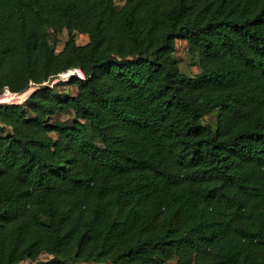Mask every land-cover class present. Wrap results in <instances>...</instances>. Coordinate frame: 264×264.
I'll use <instances>...</instances> for the list:
<instances>
[{
  "label": "trees",
  "instance_id": "obj_1",
  "mask_svg": "<svg viewBox=\"0 0 264 264\" xmlns=\"http://www.w3.org/2000/svg\"><path fill=\"white\" fill-rule=\"evenodd\" d=\"M6 88L0 264H264V0H0Z\"/></svg>",
  "mask_w": 264,
  "mask_h": 264
},
{
  "label": "rangeland",
  "instance_id": "obj_2",
  "mask_svg": "<svg viewBox=\"0 0 264 264\" xmlns=\"http://www.w3.org/2000/svg\"><path fill=\"white\" fill-rule=\"evenodd\" d=\"M124 3H125V0H116V4H117L119 9H121L124 6ZM66 40H67V34L66 33L64 34V36H60V37H56V39L55 38L52 39L53 43L56 42L57 52H60L63 49L64 43ZM85 40L86 39L84 36H80V38L78 39V44L84 45ZM177 57L180 60V66H181V70L183 73H185L186 75H188L190 77H195L198 74H200L201 69H200L198 61L191 58V56L189 55V52H188L187 44L182 42V41L177 42ZM71 82L72 81H70L66 85H62V83H59V85H60L58 88L59 91H62L64 93H67L70 95H76L77 94V86L72 85ZM7 91L10 92V90L8 88L4 89V91L2 93H0V95L5 94ZM33 91L34 90L31 89L23 95H16L15 94L14 97H12V99L10 101H7L3 104H16V103L22 104L25 102L28 95H30ZM60 119H62L63 121H68V123H70V124H72L75 120V118L72 114L61 117ZM205 120L207 123H210L212 126L216 127V124H217V115L216 114H213V115L207 117ZM47 259H49V257H47V256H43L41 258V260H47Z\"/></svg>",
  "mask_w": 264,
  "mask_h": 264
},
{
  "label": "built area",
  "instance_id": "obj_3",
  "mask_svg": "<svg viewBox=\"0 0 264 264\" xmlns=\"http://www.w3.org/2000/svg\"><path fill=\"white\" fill-rule=\"evenodd\" d=\"M74 79H80L82 81H85L86 80V77L85 75L83 74V72L80 70V69H72V70H69L68 72L66 73H63L61 75H59L56 79H54L53 81L51 82H46L44 83L43 85L41 86H38V85H35V84H32L30 89L29 90H34L30 95H28L27 99L35 92L37 91L38 89H40V87H49L51 89H53L57 84L59 83H63V84H67L69 83L70 81L74 80ZM28 90V91H29ZM26 99V100H27ZM25 100V101H26ZM16 105H18V103H16Z\"/></svg>",
  "mask_w": 264,
  "mask_h": 264
}]
</instances>
